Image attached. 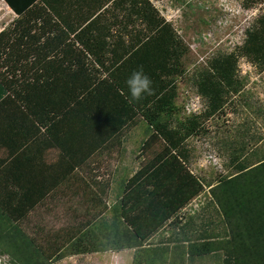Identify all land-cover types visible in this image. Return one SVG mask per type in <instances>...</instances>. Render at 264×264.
Here are the masks:
<instances>
[{
  "label": "trees",
  "instance_id": "16d2710c",
  "mask_svg": "<svg viewBox=\"0 0 264 264\" xmlns=\"http://www.w3.org/2000/svg\"><path fill=\"white\" fill-rule=\"evenodd\" d=\"M33 1L3 0L17 19L10 29L0 31V55H10L0 61V67L11 73L8 77L0 72V120L8 124L9 120L18 121L16 130L28 122L32 144L55 149L58 156L44 168L33 159L36 150L30 161L13 158L15 170L24 176L23 189L0 191V255L8 256L12 264H47L59 257L60 248H44L40 234L27 237L25 229L39 232L43 200L52 196L75 168L87 166L92 155L106 150L115 137L141 118L160 144L155 151H150L158 141L155 137L142 144L143 162L124 181L118 202L110 208L114 216L111 227L117 223L122 230L113 232L117 240L108 239V249L113 251L137 247L201 191L184 158L169 148L178 143L161 124L174 97L175 78L182 73L180 61L186 48L147 0H142L147 29L142 30V40L136 38L135 46L74 47L56 34L42 42L45 29L39 28L36 34L27 26L26 18L35 15L29 12ZM245 49L253 59L264 61V32L248 35ZM140 67L152 81L153 94L132 102L126 81ZM212 69L219 80H230L229 59ZM199 88L201 95L218 97L212 83ZM210 195L226 229L228 240L223 248L230 264H264V158L219 180ZM27 215L30 217L25 220ZM79 234L70 254L103 250L92 235Z\"/></svg>",
  "mask_w": 264,
  "mask_h": 264
},
{
  "label": "rangeland",
  "instance_id": "374dc122",
  "mask_svg": "<svg viewBox=\"0 0 264 264\" xmlns=\"http://www.w3.org/2000/svg\"><path fill=\"white\" fill-rule=\"evenodd\" d=\"M147 2L157 8L186 48L180 61L182 73L175 78L174 97L161 124L178 143L176 148L172 144L169 148L184 158L201 191L137 247L108 249V239L117 240L113 232L122 230L117 223L111 227L114 216L110 208L118 202L124 181L143 162L142 144L155 137L145 122L136 118L106 150L92 155L87 166L75 168L73 176L43 200L38 216L40 231L25 229L27 237L39 233L44 248H60L59 257L47 264L231 262L223 248L228 240L226 229L210 189L264 158V61L253 59L245 49L248 35L264 32V0ZM34 14L26 18L27 26L39 34L40 22L47 16ZM16 19L10 11L0 10V31L10 29ZM8 56L6 52L0 55V61ZM224 59L231 61L232 69L230 80L221 81L212 67ZM4 68L0 67V72L8 70ZM204 83L214 84L218 97L201 95L199 86ZM155 138L158 141L150 151L160 144ZM45 156L48 165L58 154L49 149ZM77 229L96 238L103 250L70 254L75 238L81 236ZM208 243L211 245L205 248ZM0 264L12 263L8 256L0 255Z\"/></svg>",
  "mask_w": 264,
  "mask_h": 264
},
{
  "label": "crops",
  "instance_id": "0c3cea01",
  "mask_svg": "<svg viewBox=\"0 0 264 264\" xmlns=\"http://www.w3.org/2000/svg\"><path fill=\"white\" fill-rule=\"evenodd\" d=\"M149 4L157 11L155 6ZM0 10L6 13L10 11L16 16L4 2L0 4ZM29 10L33 14L47 15L46 24L40 22V28L45 29L40 41L43 42L45 37L51 40L56 34L59 40L70 42L74 47L135 46V33H138L137 39L140 41L142 26L146 24L142 0H34ZM16 122L9 120L8 124L0 120V191L5 192L23 189L21 184L24 176L15 170L13 158L20 156L30 161L36 150L33 159L37 166L41 164L44 168L46 164V150L31 142V125L26 122L23 126L22 123L21 130H16ZM39 130L43 131L42 128ZM18 177L20 181H16Z\"/></svg>",
  "mask_w": 264,
  "mask_h": 264
},
{
  "label": "clouds",
  "instance_id": "9594fccd",
  "mask_svg": "<svg viewBox=\"0 0 264 264\" xmlns=\"http://www.w3.org/2000/svg\"><path fill=\"white\" fill-rule=\"evenodd\" d=\"M126 85L132 102L139 101L145 94H153L152 81L142 67L131 74L126 81Z\"/></svg>",
  "mask_w": 264,
  "mask_h": 264
}]
</instances>
